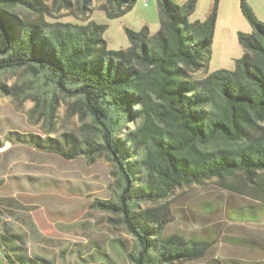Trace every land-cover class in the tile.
<instances>
[{
	"label": "trees",
	"instance_id": "16d2710c",
	"mask_svg": "<svg viewBox=\"0 0 264 264\" xmlns=\"http://www.w3.org/2000/svg\"><path fill=\"white\" fill-rule=\"evenodd\" d=\"M107 2L116 11L113 20L131 12L137 0ZM219 3L214 0L206 21L190 24L197 0L183 7L158 0L159 31L125 28L130 47L112 50L105 24L24 20L18 9L38 10L37 0H0V75L28 72L73 100V109L92 122L83 142L70 135L42 140L16 133L15 141L70 160H112L117 197L98 205L118 215L134 237V264H180L206 256L207 241L166 234L169 210L159 204L178 189L239 174L256 183L264 174V24L247 0L240 9L254 32L238 33L244 54L235 69L190 78L208 66ZM11 239L0 237L10 264H51L21 255Z\"/></svg>",
	"mask_w": 264,
	"mask_h": 264
},
{
	"label": "rangeland",
	"instance_id": "374dc122",
	"mask_svg": "<svg viewBox=\"0 0 264 264\" xmlns=\"http://www.w3.org/2000/svg\"><path fill=\"white\" fill-rule=\"evenodd\" d=\"M173 1L180 7L187 2ZM240 2L220 0L208 66L192 72L191 80L235 69L244 54L238 33L254 32ZM247 2L264 24V0ZM37 5L38 10L18 9V14L48 24H105L104 39L112 50L130 47L125 28L138 32L147 26L151 35L161 28L158 0H137L131 12L113 20L116 11L107 0H88L86 6L83 0H37ZM213 7L214 0H197L188 22L206 21ZM72 105L26 71L0 75V237H12L21 255L51 264H134L129 256L135 252L134 237L118 215L98 205L117 197L119 176L112 160L106 155L70 160L15 141V133L42 140L89 139L92 122ZM160 205L169 210L166 234L210 244L203 259L180 264H264V174L256 183L239 174L183 187ZM0 264H10L1 250Z\"/></svg>",
	"mask_w": 264,
	"mask_h": 264
},
{
	"label": "built area",
	"instance_id": "2783aa9c",
	"mask_svg": "<svg viewBox=\"0 0 264 264\" xmlns=\"http://www.w3.org/2000/svg\"><path fill=\"white\" fill-rule=\"evenodd\" d=\"M145 5H146V6L148 5V2H147V1L145 2Z\"/></svg>",
	"mask_w": 264,
	"mask_h": 264
}]
</instances>
